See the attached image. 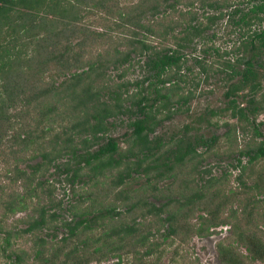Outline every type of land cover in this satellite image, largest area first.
Returning a JSON list of instances; mask_svg holds the SVG:
<instances>
[{"label":"trees","instance_id":"obj_1","mask_svg":"<svg viewBox=\"0 0 264 264\" xmlns=\"http://www.w3.org/2000/svg\"><path fill=\"white\" fill-rule=\"evenodd\" d=\"M197 1L203 13L193 11L192 0H136L126 6H121V0H0V120L7 121L10 112H16L15 121H23L25 115L33 114L39 119L35 127L40 128L42 138L47 133H56L49 153L39 149L38 155L43 161L32 167V175L54 166L58 173L66 175V181L73 187L86 176L81 174L84 169L90 173L83 184L99 179L108 171L120 170L112 182L114 204L93 205L89 209L71 205L67 210L71 215L69 222L41 209L37 219L25 222L26 228L19 233L36 236L45 228L55 230L57 225L66 230L51 250L49 242L39 238L33 241L31 250L20 249L15 245L19 233L0 229L5 244L2 251L7 252L2 264H88L91 261L101 264L107 258H116L119 263L123 255L130 253L135 258L140 250L145 256H151L154 245L149 244L146 236L136 235L137 227L127 226L125 222L117 225V219L123 215L118 207L128 203L127 212L146 209L141 216L156 217L168 235L178 233L179 225L201 212L197 215V225H190L194 236L204 237L212 228L228 224L245 249L244 256L229 245L221 246L219 255L223 264H244L243 259L250 263L264 261L261 229L264 226V139L258 129L254 127V135L262 139L253 138L243 150H236L234 168L239 170L236 180L240 190H230L229 195L222 194L220 189L228 172L218 178L201 180L179 194L173 190L179 179L184 183L183 170L194 166L193 162L202 161L215 147L218 137L190 135L191 126H185L183 132L167 140L155 136L163 121L182 112V107L195 97L200 83H207L211 78L225 87L223 95L227 104L217 115L228 113L235 120L223 124L227 128L226 140L237 129L246 133L250 120L264 114V0H246L249 3L246 10L236 8L230 12L223 11L230 0ZM228 13L232 15L231 21L244 30L234 58L208 63L196 57L193 64L197 71L193 74V68L186 65L185 52L200 44L204 55L212 47L221 57L218 47L213 44L208 47V41L215 34L210 38L207 32L211 25L228 17ZM151 40H155V45ZM121 46H126V51L120 50ZM134 55L140 60L137 63L143 57L141 68L145 72L141 80L133 83L136 91L127 98L135 111H122L117 92L111 94L110 89L107 95L110 100L114 97L115 103L113 106L102 103L103 96L97 87V77L102 76L104 69L102 64L112 68L125 64L133 67ZM189 73L193 80H187ZM188 82L191 89L186 92L180 83ZM122 87L117 86V90ZM206 93L201 91L202 95ZM258 95L261 100H257ZM242 98L245 106L238 102ZM125 113L135 117L129 124L131 132L123 138L125 148L121 149L117 139L106 136L108 126L104 120ZM10 127L14 128V124L10 123ZM24 133L21 141L26 145L25 139L31 134ZM33 136L34 133L32 139ZM93 145L97 148L92 151ZM244 156L247 162L242 164L240 158ZM63 158L66 162L61 171L55 163ZM258 163L261 165L256 168ZM135 174L145 178L140 191L152 182L170 181L162 190L153 187L147 194L164 200L160 206L146 203L143 192L138 196L124 194V198L121 192H116ZM249 179L251 186L247 185ZM43 185L37 182L40 190ZM31 192L25 198L10 196L7 202L0 200V205L5 213L23 212L28 207L27 200L36 196ZM251 192L255 194L251 196ZM227 195L240 201L242 207L229 208L222 217L220 214L230 201ZM238 211L243 220L237 218ZM106 217L109 224L94 235L90 231L93 223ZM86 232L95 237L84 236ZM50 238L54 236L51 234Z\"/></svg>","mask_w":264,"mask_h":264},{"label":"rangeland","instance_id":"obj_2","mask_svg":"<svg viewBox=\"0 0 264 264\" xmlns=\"http://www.w3.org/2000/svg\"><path fill=\"white\" fill-rule=\"evenodd\" d=\"M136 0H121V6H126L131 4ZM194 2V12H202L200 9V3L197 0H192ZM248 4V5H247ZM249 7V3L246 0H230L228 7L223 10L224 12L233 11L236 8L240 10H246ZM179 8L184 9L180 6ZM222 11V12H223ZM84 12V11H83ZM82 12V13H83ZM207 10H204V13ZM232 15L228 13L221 20L217 21L216 24L211 25V28L207 32L208 37L212 38V41H208V47L213 44L218 47L219 54L221 57L217 56L213 48L210 47L209 53L204 55L201 52L200 41L198 47L195 49H188L185 54L188 55L187 66L193 68L192 73L195 74L197 67L193 64L194 58H201L205 62H222L227 58H234L236 53L235 47L239 46L242 38L240 33L244 30H240L239 26H236L231 21ZM235 19L237 17H234ZM264 25V24H263ZM254 28V27H253ZM197 41V40H196ZM18 42V41H17ZM152 44L155 45V40H151ZM14 42L13 44H15ZM17 44V43H16ZM212 45V46H213ZM19 46V45H18ZM17 46V47H18ZM158 47L161 45H157ZM126 46H121L120 50L126 51ZM96 55V50L93 51ZM228 53L224 54V53ZM133 67H129L128 64L119 66L118 68H112V66L104 67L102 64L103 73L102 76L97 77V87L100 91V98L102 103L106 102L108 105L113 106L115 103L114 97L112 100L109 99V89L111 91H116L121 100L120 104L122 111L131 110L135 111L131 107V103L127 101V98L134 94L136 91V86L133 85L137 80H141L145 75L143 68H141V63H137L139 60L135 55ZM132 58V59H133ZM140 61V60H139ZM139 64V65H138ZM123 76L121 77V74ZM25 75V73L23 74ZM187 80H193V75L191 73L187 74ZM63 79V78H62ZM59 82H61V80ZM197 80V79H196ZM216 80L211 78L205 82H201L195 97L184 107H182V112L174 115L171 119L163 121L160 127L157 128L155 136H161L164 140H167L169 136H177L184 131L185 126H191L193 129L189 130L190 135H195L196 133L202 134L206 138L211 136H216L219 138L215 147L212 148L209 154L204 155V159L200 162H193L195 165H189L183 170L184 183L181 179L176 181L173 185V190L175 193L179 194L184 188H191L194 184H199L201 180H207L210 177L218 178L224 172H228V178L221 184V193L230 194V190L239 191V182L236 180L239 170L234 168L236 164V150H243L246 147V144L251 143L253 138L255 140L264 139V114H259L253 120H250L249 125H246V133H243L240 129L236 130V134L232 133L229 135V141L224 137V134L227 132V128L223 126L225 122L231 124L235 120H231L228 113H220L217 115L220 109L226 106V99L224 97L223 83L216 84ZM58 83V82H57ZM181 86L187 92L188 89H191L190 82ZM123 85V87L117 90V86ZM264 87V83H263ZM207 91L206 94H201V91ZM264 92V88H263ZM262 92V93H263ZM257 100H261V96H256ZM238 102L241 106H245V99H238ZM188 107V110H185ZM211 112H214L216 115H212ZM16 112L8 113V120H0V200L7 202L10 199V196L27 197L31 194H35V197L27 200L28 207L25 211L19 212L15 215L5 213L3 205H0V229L1 230H12L15 233H19L21 230L26 228L25 222L27 220L37 219L41 209H44L50 214H57L59 220L71 221V215L68 213V209L71 205L76 206V208H87L90 206H100L105 205L106 207L114 204V191L112 182L118 176L119 169L112 172L104 173V176L99 177V179L91 180L88 184H83V181L86 179V176L90 173L88 169L82 171V176L86 175L83 179L77 181L72 187L66 181V175L64 173H58L54 166H50L46 171L36 174L33 176L32 167L43 161L42 156H39V149L42 148V153L50 152V144L53 141L56 133H47L42 138L40 128H36L35 125L38 122V117L36 115H27L24 116L23 121L16 120ZM135 115L133 114H118L115 117L108 118L104 120V125L108 126V132L106 136H110L119 141V146L121 149L125 148V143L123 138L125 135L131 132L129 126L130 122L134 119ZM251 119V118H250ZM210 122V123H209ZM10 123L14 124V128L10 127ZM254 127L258 129V132L261 133L260 136L254 135ZM25 131L30 132L32 135L34 133L33 139L30 135L29 139L25 143H22V139L25 136ZM41 137V138H40ZM40 138V139H37ZM28 140H34L30 142ZM102 141V140H101ZM50 142V143H49ZM96 145L91 147V150H95ZM202 150L199 149V152ZM34 155L35 158L29 156ZM242 164L247 162V157H241ZM66 162V159L63 158L55 163L56 166L60 167L62 171V164ZM44 164V163H43ZM72 164V162H71ZM256 164V163H255ZM53 165V164H52ZM261 165L257 164L256 168ZM255 166V165H254ZM204 172V173H202ZM129 179L128 183L117 189L116 192L122 193V198L124 194L132 195H142L144 193V200L146 203L153 204L155 206H160L164 200L154 199L150 197L149 194L151 189L154 187L157 190H162L165 185L169 184L170 181L164 180L159 183H150L145 186L143 191L138 190L140 185L145 182V178H142V174H135ZM141 178V179H139ZM37 182H42L43 188L40 190L37 186ZM248 186H251V181L247 182ZM218 186V184L216 185ZM120 190V191H119ZM50 191L52 193L50 194ZM143 192V193H142ZM255 192H251L250 195L253 196ZM227 195V196H228ZM87 196H90L88 199ZM231 196V195H230ZM229 197V196H228ZM230 198V197H229ZM261 198L258 196V199ZM249 198V195L247 196ZM119 201L116 202V206H119ZM128 204L118 207V210L123 213L120 218L117 219V225L122 224L123 222L127 223L126 225H133L138 228V236H146L148 238L149 244L154 245L151 256H145L143 251L140 250L134 258L133 254H127L122 256V260L117 262L116 258H107L101 264H223L220 261L219 249L221 246H231L237 250L238 253L246 255L245 249L237 242L236 236L231 232L230 225H220L214 227L210 230V233L204 237H197L193 234V228L190 225H197V215L203 214L197 212V214L186 220L183 224L178 226V233L167 234L166 228L162 227V224L159 223L156 217L148 216L143 218L141 215L145 212L146 209L139 211L134 209L130 212H127ZM101 207V206H100ZM242 207V203L237 199L230 198L229 205L224 209V213L220 215L225 217L229 208L236 210ZM125 212V213H124ZM96 215V214H95ZM242 215L240 211L237 213V218L240 220ZM109 224V218H101L97 222L93 223V229L90 230L94 235L100 232L102 226ZM163 228V229H162ZM164 229L166 231H164ZM264 231V226L261 227ZM91 232H86L84 236L95 237L91 235ZM13 233V234H15ZM53 235L54 238H50V235ZM66 230L61 228L59 225L55 230L44 229L35 234H22L19 233V238L15 242L16 247L24 250H31L33 246V241L37 240H46L49 242L48 248L51 250L53 243H59L60 239L65 236ZM3 235L0 233V264L6 261L5 255L7 252L3 253V247L5 244L2 242ZM136 238V237H135ZM14 239H11L13 241ZM132 241V240H131ZM14 245V247H15ZM244 264H264V261H254L250 263L249 260H244ZM88 264H97L95 261H91Z\"/></svg>","mask_w":264,"mask_h":264}]
</instances>
